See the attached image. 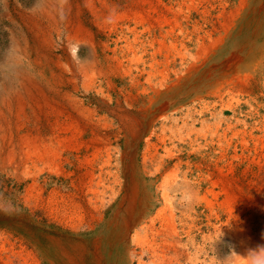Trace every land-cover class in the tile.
<instances>
[{"label":"rangeland","instance_id":"374dc122","mask_svg":"<svg viewBox=\"0 0 264 264\" xmlns=\"http://www.w3.org/2000/svg\"><path fill=\"white\" fill-rule=\"evenodd\" d=\"M40 1L0 0V87L11 72L8 64L19 55L14 39L17 42L23 33L29 44L34 40L18 14L30 12ZM96 4V18L84 5L80 13L96 41L106 40L112 18L118 19L122 12L132 13L127 17L130 25L145 40V96L125 110L137 116L145 108L144 129L129 136L119 127L118 141L110 146L114 177L106 175L105 151L92 156V149H81L77 160L68 156L64 166L53 162L49 167H21L20 182L0 174V264H192L176 243H186L189 232L193 239L188 253L196 264H248V253L240 254L238 243L227 238L237 230L246 236L249 249L254 248L249 251L264 247V0H98ZM152 54L159 65L149 69ZM167 62L174 67L166 71ZM176 77L181 80L170 88ZM199 94L203 97L196 100ZM216 94L224 96L223 105L230 102L233 108L219 113ZM161 122L183 127L179 135L172 133L175 141L165 146L167 151L156 141ZM230 123L244 134L221 136L223 126ZM90 137L86 133L80 140ZM189 141L194 142L192 149ZM207 142L211 150L205 149ZM74 150L66 149L65 154ZM35 176L39 178L34 182ZM150 218L162 230L154 238L146 228ZM233 253L239 257L229 258Z\"/></svg>","mask_w":264,"mask_h":264},{"label":"bare ground","instance_id":"6f19581e","mask_svg":"<svg viewBox=\"0 0 264 264\" xmlns=\"http://www.w3.org/2000/svg\"><path fill=\"white\" fill-rule=\"evenodd\" d=\"M97 1L98 0H41L39 2V4H37L36 6H33V8H31L29 10L30 12H25L22 10V13L18 14L22 18V20H21L22 23L21 22L20 23L23 24V26L25 27V29L27 30V32L29 34H31V33L33 34V36H31V37H34V40L31 44H29V41L26 38L25 34L22 33V34L18 35V33H17V35H18L17 42H15V39H14V44H15V47L17 44V48L19 50V55H18L16 60L10 61V63L8 64L7 68H9V69L12 68V69H10L11 72L7 74L5 85L2 84L0 87V174H3L5 176V178H11V179H14V180L19 181V182L22 181V180L18 179L19 174L21 172L24 173V170H22L20 168L21 167L24 168L28 164L32 165V166H34L35 164H43L44 166L49 167L53 162H57V164H59L60 166H64V164L68 163V156H72L77 160L79 158V155L81 154V152H80L81 149H86V150L92 149L93 150L92 156L94 154H96L97 152L104 150L106 153L105 159H106V161H108L107 163L105 162V165H106V168H109V171L106 173V175L114 177V176H116V173L110 172V169L112 168V166L110 165V159L112 158V156L110 154V150H111L110 146L115 140H116V142L118 141L117 134L121 130H124L128 135L130 134L132 136H138L139 133H141V131L144 129L145 108H143L141 110V114L137 115V116L136 115L131 116L130 114H127L125 112V110H127L128 108L132 109L137 104L138 100L145 96V73H146L145 72V57H144L145 53H146L145 52V40L142 38L141 34H139L141 31L138 33L136 31L137 28L135 26L131 27L132 26V25H130L131 20L129 18H127L129 13L122 12L118 15V19H117L116 15H115L116 19H114L115 17L112 18L113 19L112 22L114 23L113 26L109 25V23H108V25L111 27L108 28V26H107L108 31L104 35L106 40L104 42L96 41L94 39V35H92V33L90 32L88 27L85 25L84 20L82 19L83 17L81 18L80 13H81V7L84 5L87 7V9H89L91 16L93 18H96L97 17L96 15L98 14L97 13V4H96ZM99 1H101V0H99ZM142 2H143V0H142ZM115 6H116V4H115ZM141 6H142V4H141ZM136 8H137V6H136ZM179 8H181V7H179ZM87 9H85V10H87ZM169 9H170V7H169ZM123 10H125V9H123ZM113 11H115V10H113ZM143 12H141V13H143ZM130 14H132V13H130ZM101 15H102V13H101ZM11 16H13V15H11ZM141 17L142 16H140V18ZM109 18H111V16ZM174 18H175V16H174ZM134 19H135V17H134ZM104 20H103V22H104ZM143 20H145V19H143ZM138 24L142 25V21L138 20ZM138 24H136V26H138ZM167 24H168V22H167ZM167 24H165L164 26H166ZM168 25H170V24H168ZM176 25H178V24H176ZM186 25H187V23H186ZM150 27H152V26H150ZM226 27H229V26L227 25ZM153 29H154V27H153ZM177 29H178V26H177ZM140 30H142V29H140ZM22 31H23V29H22ZM102 31H105V30H102ZM99 32H100V30H99ZM186 35H188V34H186ZM180 37H182V36H180ZM174 38L176 39V37H174ZM205 38H207V37H205ZM29 40H30V38H29ZM177 41H178V39H177ZM214 42H213V44H214ZM162 43H164V42H162ZM150 44H152V43L150 42ZM157 48H156V50L159 49V48L158 49ZM162 48H163V46H162ZM170 48H171V46H170ZM172 48H174V47H172ZM181 48H182V46H181ZM185 50H187V49H185ZM204 50H206V49H204ZM158 51H160V50H158ZM168 51H169V49H168ZM154 52H156V51H154ZM137 53H140V54H138V56H136ZM183 56H184V54H183ZM184 57H186V56H184ZM132 60H134V62H133L134 66L130 64ZM207 61H208V59L203 60L202 64L199 61V63L201 64L200 66H202ZM156 65H159V62H158V60H156V57L154 56V54H152L151 63L149 64L148 68L153 69ZM172 67H174V64H170L169 62H167L164 66V69H166V71H167V69H170ZM199 67L197 69H199ZM163 73H164V70H163ZM159 74H160V72H159ZM175 75H177V74H175ZM174 80H176V81L169 84L170 88L178 85L181 78L176 77ZM162 81L164 82L165 79ZM158 87H159V85H158ZM155 91L158 93L161 90H155ZM146 93H147V91H146ZM241 93L242 92H240V95H241ZM202 95L203 94H199L196 97V100L202 98L203 97ZM216 97L218 99V101L216 100L218 102V105H219L218 108H220L219 113H222L223 111H225V108L226 109H232L233 108L232 103H230V102H227L225 105H223L224 96L217 95ZM245 98H247V97H245ZM227 99H229V97ZM254 99H256V98H254ZM245 101H247V100H245ZM209 103H208V105H209ZM202 105H204V104H202ZM254 105H255V102H254ZM256 105H258V104H256ZM171 108H172V106H171ZM260 116L262 118V115H260ZM225 117H227V116H225ZM220 120H221V118H220ZM235 120H237V119H235ZM165 121H168V119H165ZM115 123L116 124L118 123V125L117 126L114 125ZM167 124H168L167 122H161L159 124L160 134H159L158 138H157V136L155 137V138H157L156 141H158V143H159L158 147L160 149H163L164 151H167V149H165L166 145L172 144L175 141V136H173L172 133L174 132L175 134L177 133V135H179V130L183 129L182 126H180V128H179V126H177L176 124H175V126H172L169 124H168L169 125L168 126ZM216 125H218V124H216ZM165 126H167L166 129H165ZM205 126H206V124H205ZM119 127H121L120 131H119ZM186 127H188V126H186ZM200 127H201V125H200ZM221 130H222L221 136H225V135L228 136V133H230L233 136L241 137V134H244L239 129H237V127L235 125H232L231 123L225 124V126H223V128ZM187 131L190 133L191 129H188ZM193 131H194V129H193ZM66 133L70 134L69 137L66 135ZM86 133H89V135L91 137H90V139H88L89 141L82 142L80 140V138ZM166 133H168V134H166ZM186 136H187V134H186ZM255 138L257 139V137H255ZM260 138H262V137H260ZM250 140H251V138H250ZM211 142L206 143L207 145L205 146V149L211 150L210 149V143ZM193 143H194L193 141L188 142V145L190 146V148L192 147ZM69 144H70V147H69ZM239 145H240V143H239ZM242 146H245V148L247 147L246 145H242ZM66 149H72V150L75 149V150H74L73 154L70 153L67 155V154H65ZM145 149H146V147H145ZM263 149H264V147H263ZM212 151H213V149H212ZM232 153H233V151H232ZM190 155H191V153H188L187 157ZM233 155H234V153H233ZM263 157H264V155H263ZM88 159H89V157H88ZM88 159H87V162L90 164L92 161H91V159L90 160H88ZM250 159H249V162L250 161L252 162V160H250ZM186 161H187V159H186ZM224 164H226V163H224ZM160 166H161V164H159L158 168ZM198 166H200V165H198ZM166 167H167V165H166ZM88 171H90V170H88ZM217 172H218V170H217ZM216 175H217V173H216ZM218 175H220V174H218ZM191 177H193V176H191ZM38 178H39V176H35V177H32V180L35 182L38 180ZM223 178H225V177H223ZM182 179H184V178H182ZM142 180H143V183H142V186H143L145 184V179H142ZM220 180H222V179H219V181ZM221 182H223V181H220V183ZM33 184H35V183H32V185ZM82 184H83V182H82ZM225 185L226 184H224L223 186H225ZM138 188L139 187H137V189ZM191 190H192V188L190 189V191ZM38 191H40V190H38ZM49 191H51V190H49ZM52 191H54V190H52ZM226 194H228V193H226ZM69 195H70V193H69ZM225 195H223V196H225ZM57 196H59V195H57ZM60 197H61V195H60ZM48 199H49V197H48ZM229 200H230V198H229ZM46 201H48V200H46ZM38 202H39V200H38ZM213 202H215V201H213ZM223 205H224V203H223ZM173 207L177 208L176 206H173ZM230 211H228V212H230ZM171 212L173 213V211H171ZM238 213H239V211H238ZM159 215H160V212H157V214L155 215V218H159ZM236 216H238V215H236ZM148 221H149L148 222L149 224L146 226V228L149 231V235L152 238H154L155 236H159V234L161 233L162 230L159 228H155V226L153 225V222L155 221V219L150 218ZM187 225H189V224H187ZM237 226H235V227H237ZM172 227H174V226H172ZM235 227H234V229H235ZM189 229H191V228H189ZM229 231H230V229H229ZM235 232L236 233L233 234V237H231V238L228 237L227 239L232 243H238V248H239L240 254L248 253L249 250L254 249L253 247H251L249 249L250 246H248V244H247L248 240H246L245 235H242V233H240L237 230ZM126 233H128V231H126ZM126 233H124V234H126ZM186 236H187L186 243H184V244L180 243L181 240H177L176 243L179 242V244H177L178 248L183 250L181 253V256L184 259H187V260L189 259L188 260L189 263L196 264L194 258L190 257V254L188 253V251H189V247H188L189 243L188 242L191 243V240L193 239V237L190 236V232L187 233ZM212 246L213 245L210 243L209 248H208L210 251L212 250ZM195 254L196 253H194V255ZM225 261H226V259H225Z\"/></svg>","mask_w":264,"mask_h":264},{"label":"clouds","instance_id":"9594fccd","mask_svg":"<svg viewBox=\"0 0 264 264\" xmlns=\"http://www.w3.org/2000/svg\"><path fill=\"white\" fill-rule=\"evenodd\" d=\"M233 255L235 254H231L229 258ZM246 260L248 261V264H264V247H259L257 250L249 251Z\"/></svg>","mask_w":264,"mask_h":264}]
</instances>
